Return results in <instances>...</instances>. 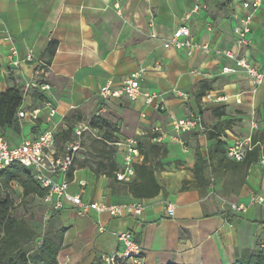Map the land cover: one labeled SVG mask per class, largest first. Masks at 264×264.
I'll return each mask as SVG.
<instances>
[{
    "label": "crops",
    "instance_id": "crops-1",
    "mask_svg": "<svg viewBox=\"0 0 264 264\" xmlns=\"http://www.w3.org/2000/svg\"><path fill=\"white\" fill-rule=\"evenodd\" d=\"M242 1L0 0V95L16 88L22 109L40 110L35 121L16 115L15 126L0 129L11 146L34 140L49 128L42 104L48 98L57 110V154L67 143H58L59 133L96 112L130 132L119 134L120 142L157 129L156 141L167 151L163 170L156 175L165 194L149 200L133 199L125 184L88 168L72 173L68 192L84 203L139 201L145 209L138 217L111 218L93 211L78 214L65 202L56 211L64 230L56 264H104L106 257L121 252L117 235L122 232L133 235L143 264H234L242 252L264 249V169L259 163L249 167L245 185L228 199L219 195V186L210 187L204 197L194 190L180 191L184 181L192 180L195 149L206 155L205 131L231 121L222 138L231 146L264 127V84L253 86L241 71L222 75L221 69L233 68V61L214 52L237 51L232 31L243 14ZM183 25L192 42L209 46L208 53L196 49L188 57L184 51L164 49ZM247 52L250 64L264 72V0L251 23ZM28 54L31 61H25ZM194 70L201 75H193ZM134 75L142 90L162 96V111H154L142 98L102 102L101 87L111 82L118 88ZM33 83H45L50 90L43 94L29 86ZM204 85L210 89L205 94L225 101L200 97ZM174 91L186 93L187 100L178 99ZM213 110L224 115L216 118ZM189 116L200 120V128L176 134L171 118ZM118 151L121 168L123 149ZM253 197L262 198L261 205H252ZM233 204L246 209L232 211ZM168 205L172 216L166 212Z\"/></svg>",
    "mask_w": 264,
    "mask_h": 264
},
{
    "label": "trees",
    "instance_id": "trees-1",
    "mask_svg": "<svg viewBox=\"0 0 264 264\" xmlns=\"http://www.w3.org/2000/svg\"><path fill=\"white\" fill-rule=\"evenodd\" d=\"M209 90L207 86H202L200 97ZM21 103V92L16 88L0 95V129L16 125V114ZM212 115L220 118L224 113L213 110ZM87 121L90 130L81 137V151L75 155L67 179L76 169L88 168L117 182L115 173L120 169L116 159L119 156L117 144L120 143L117 130L110 120L101 115L94 114ZM231 125L232 122L227 121L205 131L208 141L206 155L195 149L192 180L184 181L180 191L194 190L204 197L210 187L219 186V195L228 199L236 196L245 185L249 167L264 159V127L251 133V149L245 152L242 161L234 162L227 157L230 145L222 139L226 138L224 130L230 129ZM73 128V125H68L66 130L59 133L61 142L70 140ZM94 134L104 148L93 156H85L86 137ZM156 139L157 133L152 131L137 140L138 161L133 165L134 177L130 182L123 183L135 200H149L160 193L165 194L156 175L163 170L167 151ZM13 185L19 189L22 198L19 204L22 206H26L25 200L28 198L43 200L47 194L34 180L30 168L14 163L0 171V264H56L64 233L56 211L50 208L49 217L39 232V228L33 227L24 215L15 214L17 205L12 199ZM234 264H264V249L242 252Z\"/></svg>",
    "mask_w": 264,
    "mask_h": 264
},
{
    "label": "built area",
    "instance_id": "built-area-1",
    "mask_svg": "<svg viewBox=\"0 0 264 264\" xmlns=\"http://www.w3.org/2000/svg\"><path fill=\"white\" fill-rule=\"evenodd\" d=\"M17 1V0H8ZM262 0H245L241 2L243 10L242 16L233 28L234 43L237 51L219 52L216 54L223 55L226 59L233 61V68L223 67L222 75L235 74L238 71L245 73L251 80L253 86L258 87L264 84V72L257 70L247 59V48L249 46V35L251 33V23L256 13L261 9ZM164 49L173 48L175 50L184 51L190 57L196 49L208 53L210 48L208 45H200L194 43L190 39V31L186 26H180L176 29L171 37L164 43ZM11 55L15 56L16 51L11 50ZM32 55L28 54L25 61H31ZM17 61H13V65H17ZM193 75L200 76V71H192ZM31 88L38 89L43 94L50 90L45 83H33L29 85ZM178 99L187 100L188 95L181 91H174ZM126 97L129 100L142 98L147 106H151L154 111L160 112L164 108L162 96L153 91L142 90L137 76L134 75L130 79L125 80L118 88H112V83L108 82L99 90V97L102 102L111 98ZM207 102H222L223 97L213 98L210 94H206ZM43 108L46 110V122L50 124L49 128L38 134L34 140L23 141L17 146H11L2 136H0V171L11 164H20L33 171L34 180L42 189L47 191L43 201L54 211L61 209L65 202L71 204L78 212L84 214L89 211L96 213H106L111 218L122 217H138L144 212V205L139 201H133L121 205H104L98 203H84L78 194L71 195L68 192L69 180L67 173L72 166L75 155L81 151V137L90 129L88 121L76 123L70 140L66 143L61 154H57L55 146V134L57 125L54 119L57 117V110L48 98L42 101ZM40 110L32 109L26 111L20 107L17 111L18 119L29 118L35 121L39 117ZM100 115L99 112L95 116ZM63 120L64 117H61ZM171 127L176 134H184L200 128V120L196 117L189 116L185 118H171ZM66 130V129H65ZM158 132L157 129L154 130ZM123 149L121 168L115 173V180L121 183H128L134 177L133 165L138 158L137 140L133 137L125 139L117 144ZM251 149L250 136L241 141L234 142L227 151V157L234 161H242L247 150ZM261 168L264 169V159L259 162ZM79 187H83L84 183L79 181ZM262 198L253 197L252 205H261ZM230 210L242 212L246 209L244 205H230ZM169 216L173 215L172 206L166 207ZM118 241L122 245V250L118 254L106 257L104 264H143L142 251L140 246L135 242L130 232H122L117 235Z\"/></svg>",
    "mask_w": 264,
    "mask_h": 264
},
{
    "label": "rangeland",
    "instance_id": "rangeland-1",
    "mask_svg": "<svg viewBox=\"0 0 264 264\" xmlns=\"http://www.w3.org/2000/svg\"><path fill=\"white\" fill-rule=\"evenodd\" d=\"M111 123L114 125L115 129L117 130L118 135L119 134H125L129 135L130 132L126 130L125 128L123 129L122 127H118V125L115 122ZM133 134V133H132ZM131 134V135H132ZM133 138L136 140L142 139V135H135L133 134ZM97 135H88L85 140V145H84V151H85V156L87 155H95L97 152L101 149L104 148L103 144L97 140ZM62 141V138H58V143ZM118 163L120 164L119 156L116 158ZM14 193L12 195L13 202L17 205L16 207V212L18 216L24 215L26 219L30 221V224L33 227H38L39 232H41V229L43 225L45 224L46 220L49 217L50 214V208L49 206L43 201L39 199H33L30 200L29 198L25 200L26 206H22L19 204L22 201L21 194L19 192V189L17 188L16 185H13Z\"/></svg>",
    "mask_w": 264,
    "mask_h": 264
}]
</instances>
